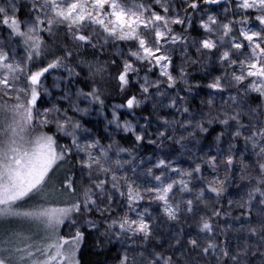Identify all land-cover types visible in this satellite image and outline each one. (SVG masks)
<instances>
[{"label":"snow or ice","instance_id":"snow-or-ice-1","mask_svg":"<svg viewBox=\"0 0 264 264\" xmlns=\"http://www.w3.org/2000/svg\"><path fill=\"white\" fill-rule=\"evenodd\" d=\"M85 247L264 264V0H0V264Z\"/></svg>","mask_w":264,"mask_h":264},{"label":"trees","instance_id":"trees-1","mask_svg":"<svg viewBox=\"0 0 264 264\" xmlns=\"http://www.w3.org/2000/svg\"><path fill=\"white\" fill-rule=\"evenodd\" d=\"M83 252H84L85 264H92V262L98 259V257L95 255L94 250L90 247H85L83 249ZM104 258L105 257H99V259H104Z\"/></svg>","mask_w":264,"mask_h":264}]
</instances>
